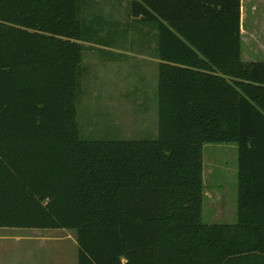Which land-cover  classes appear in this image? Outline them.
<instances>
[{
	"label": "trees",
	"instance_id": "obj_1",
	"mask_svg": "<svg viewBox=\"0 0 264 264\" xmlns=\"http://www.w3.org/2000/svg\"><path fill=\"white\" fill-rule=\"evenodd\" d=\"M82 0H0V229L76 231L77 264H264V61L241 0H133L158 29V137L80 134ZM83 37V38H82ZM239 150L238 220L204 222V146Z\"/></svg>",
	"mask_w": 264,
	"mask_h": 264
},
{
	"label": "rangeland",
	"instance_id": "obj_2",
	"mask_svg": "<svg viewBox=\"0 0 264 264\" xmlns=\"http://www.w3.org/2000/svg\"><path fill=\"white\" fill-rule=\"evenodd\" d=\"M89 11L91 12V8H83L81 14V29L87 33V37H82L81 42L84 48L78 100L81 136L89 140L156 139L159 120L158 76H150L147 88L149 96L143 97L138 88V83L142 82L139 79L141 74L134 62H126L121 56H115L120 48L134 52L137 41L123 39L120 35L113 39L110 34H120L124 28L107 25L104 18L99 20L102 23L95 24ZM111 48L115 53L109 52ZM125 63H128V68ZM238 159L239 150L236 144L204 146L205 223L237 222ZM31 231L34 230L0 229V264H26L30 248L25 241L20 244L16 239ZM41 232L45 233L43 239L47 244L45 247L41 246L42 248L38 246L39 252L34 249L35 256L46 259V264H52L48 257L58 250V262L55 264H77L76 231ZM60 246L64 249L62 255Z\"/></svg>",
	"mask_w": 264,
	"mask_h": 264
},
{
	"label": "crops",
	"instance_id": "obj_3",
	"mask_svg": "<svg viewBox=\"0 0 264 264\" xmlns=\"http://www.w3.org/2000/svg\"><path fill=\"white\" fill-rule=\"evenodd\" d=\"M132 1L133 0H82L81 5L82 10L87 7L88 10L91 8L89 14L91 15L92 22L94 21L95 24L102 23L99 20L104 18V23L107 25L124 28L120 34H110L113 39L117 35H120L123 39L127 38L129 41L135 39L137 41L136 50L134 52L124 51V48H120L116 51L117 54L115 56H121L126 59V62H134L138 73L141 74L140 76L142 77H139L142 82L138 83V88H140L143 94L142 96L144 97L149 96L147 88L149 86L150 76L156 78L158 76L159 82L160 60L158 58V29L153 24L133 21L131 19L130 3ZM102 9H104V13H102ZM128 30L129 32H127ZM126 33H128V35ZM241 33L243 40V60L245 62L264 61V0H241ZM248 44L249 48H247ZM109 52L115 53L113 48H111ZM129 52H132V54ZM120 62H122V60ZM128 66V63H125V67L128 68ZM41 231L43 230L27 232L26 236H21L16 239L20 244L25 241L26 246L30 248V254L26 257V264H46L44 262L46 259L34 255V249L39 252L38 246L42 248L47 244L43 239L45 233ZM77 245L78 243L76 241V246ZM60 247L62 250L60 254L62 255L64 249L62 246ZM57 252L58 250L48 257L51 258V260L48 259V261H51L52 264L58 262Z\"/></svg>",
	"mask_w": 264,
	"mask_h": 264
}]
</instances>
